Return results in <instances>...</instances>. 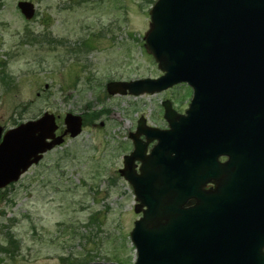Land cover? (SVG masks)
<instances>
[{"label": "rangeland", "instance_id": "obj_1", "mask_svg": "<svg viewBox=\"0 0 264 264\" xmlns=\"http://www.w3.org/2000/svg\"><path fill=\"white\" fill-rule=\"evenodd\" d=\"M156 1L0 0V126L7 131L49 112L63 132L67 113L83 119L77 138L67 137L0 191V245L13 253L0 251V264L136 261L130 233L140 216L119 175L133 151L129 134L141 117L167 129L162 103L185 114L193 92L179 85L155 95L112 96L105 87L162 75L143 40ZM19 2L35 6L32 19ZM26 32L36 40L27 41ZM9 233L19 248L10 247Z\"/></svg>", "mask_w": 264, "mask_h": 264}, {"label": "water", "instance_id": "obj_2", "mask_svg": "<svg viewBox=\"0 0 264 264\" xmlns=\"http://www.w3.org/2000/svg\"><path fill=\"white\" fill-rule=\"evenodd\" d=\"M18 7L34 17L32 3ZM150 17L145 49L163 75L110 82L108 93L140 96L186 84L193 98L185 115L164 101L169 129L148 127L141 118L130 134L134 151L120 174L142 214L130 235L135 264H264V235L223 215L218 200L225 183L214 180L220 167L242 165L241 159L264 165V0H158ZM64 123L57 136L56 117L45 113L4 134L0 189L18 182L67 135L82 132L80 116L67 114ZM222 156L227 163L219 162ZM208 182L218 189L205 191Z\"/></svg>", "mask_w": 264, "mask_h": 264}, {"label": "flooded vegetation", "instance_id": "obj_3", "mask_svg": "<svg viewBox=\"0 0 264 264\" xmlns=\"http://www.w3.org/2000/svg\"><path fill=\"white\" fill-rule=\"evenodd\" d=\"M219 162L227 163L228 157H220ZM239 162L242 165L234 168L220 167L221 174L214 177L218 184L225 183L218 202L222 204L223 215L239 220L242 230L264 235V165H243L254 163L243 159ZM217 189L215 182H208L204 187L205 191Z\"/></svg>", "mask_w": 264, "mask_h": 264}, {"label": "trees", "instance_id": "obj_4", "mask_svg": "<svg viewBox=\"0 0 264 264\" xmlns=\"http://www.w3.org/2000/svg\"><path fill=\"white\" fill-rule=\"evenodd\" d=\"M26 39L27 41H35L36 40V36H34V34L30 33V32H26ZM3 76L1 77V80H3ZM65 158H69V154H66L65 155ZM6 239L10 245V247H13L15 246V248H19V242L17 241V239L14 237V235L12 233H9L7 236H6ZM0 251L2 253H5V254H9L10 256H12V252L10 251L9 247H5V246H1L0 245Z\"/></svg>", "mask_w": 264, "mask_h": 264}]
</instances>
